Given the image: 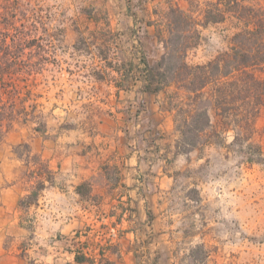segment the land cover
<instances>
[{
    "label": "crops",
    "instance_id": "1",
    "mask_svg": "<svg viewBox=\"0 0 264 264\" xmlns=\"http://www.w3.org/2000/svg\"><path fill=\"white\" fill-rule=\"evenodd\" d=\"M114 1L82 10L88 28L116 33L97 42L108 51L83 74L96 91L87 100L95 115L58 136L47 123L44 132L15 124L0 140V264H180L176 245L187 235L175 239L183 229H175L172 197L192 152H178L165 92L143 90L145 34L156 22L149 0ZM25 127L31 154L55 176L21 205L34 188L24 156L13 151L27 139ZM84 241L89 253L78 247ZM79 251L93 260L77 263Z\"/></svg>",
    "mask_w": 264,
    "mask_h": 264
},
{
    "label": "rangeland",
    "instance_id": "2",
    "mask_svg": "<svg viewBox=\"0 0 264 264\" xmlns=\"http://www.w3.org/2000/svg\"><path fill=\"white\" fill-rule=\"evenodd\" d=\"M206 1L149 0L156 20L151 35L145 34L149 39L146 47H149L152 62L159 60L164 52L158 39L166 26L168 6L177 5L187 11L189 8L194 10L198 3L202 6ZM33 2L34 10L26 12L27 16L42 22L51 34V43L47 47L51 62L42 73L36 74L34 93L49 133L58 136L71 129H79L95 115L97 106L87 100L95 97L96 91L89 86L90 80L83 74L91 73L96 68L98 55L108 51L107 46L97 45V42L111 39L116 34L114 30L88 28L82 10L115 1ZM261 3L264 5V0ZM227 26L229 22L199 27L201 38L199 44L189 51L188 61L203 63L224 50L230 32L226 30ZM163 37L168 38L167 33L163 32ZM37 43L43 44L41 39ZM256 128L253 140L262 148L261 162H246L251 152L212 147L201 152L193 151L187 167L176 173L172 207L173 212L179 214L177 218L181 219L175 223V229L183 230L176 232L175 239L178 240L182 231L187 235L185 243L176 245L180 264H264V102L256 119ZM25 129L27 139L13 144V151L24 156L28 165L24 174L33 180L34 188L39 181H43L45 186V181L54 180L55 174L36 154H31L33 131L30 127ZM231 140L232 133L229 132L225 144ZM196 157H201V160ZM82 190H87L86 183ZM78 247L89 253L91 243L84 241Z\"/></svg>",
    "mask_w": 264,
    "mask_h": 264
},
{
    "label": "trees",
    "instance_id": "3",
    "mask_svg": "<svg viewBox=\"0 0 264 264\" xmlns=\"http://www.w3.org/2000/svg\"><path fill=\"white\" fill-rule=\"evenodd\" d=\"M261 1L207 0L187 11L168 6L166 26L158 39L164 52L155 62L143 52L141 75L143 90L166 94L167 108L174 113L178 152L223 147L251 152L248 163L262 161V148L253 140L264 102ZM34 5L33 0H0V140L15 124L46 130L34 87L36 74L51 62L47 52L51 34L42 22L27 16ZM223 22H229L227 47L206 62L190 63L188 53L201 38L199 27ZM163 32L168 38H162ZM39 39L43 44L37 43ZM229 132L232 140L225 144ZM43 186L39 181L20 204L36 201ZM92 260L81 251L75 256L77 263Z\"/></svg>",
    "mask_w": 264,
    "mask_h": 264
}]
</instances>
